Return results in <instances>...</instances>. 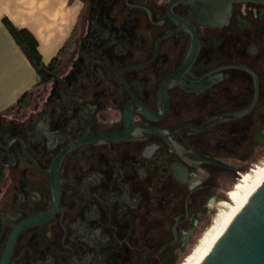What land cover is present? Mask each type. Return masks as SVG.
I'll use <instances>...</instances> for the list:
<instances>
[{"label":"flooded vegetation","instance_id":"flooded-vegetation-1","mask_svg":"<svg viewBox=\"0 0 264 264\" xmlns=\"http://www.w3.org/2000/svg\"><path fill=\"white\" fill-rule=\"evenodd\" d=\"M80 1L0 117V264H180L264 157V0Z\"/></svg>","mask_w":264,"mask_h":264},{"label":"crops","instance_id":"crops-1","mask_svg":"<svg viewBox=\"0 0 264 264\" xmlns=\"http://www.w3.org/2000/svg\"><path fill=\"white\" fill-rule=\"evenodd\" d=\"M82 9L80 0H0V113L32 91L38 75L3 18L29 29L49 62L72 34Z\"/></svg>","mask_w":264,"mask_h":264},{"label":"water","instance_id":"water-1","mask_svg":"<svg viewBox=\"0 0 264 264\" xmlns=\"http://www.w3.org/2000/svg\"><path fill=\"white\" fill-rule=\"evenodd\" d=\"M200 264H264V176Z\"/></svg>","mask_w":264,"mask_h":264},{"label":"bare ground","instance_id":"bare-ground-1","mask_svg":"<svg viewBox=\"0 0 264 264\" xmlns=\"http://www.w3.org/2000/svg\"><path fill=\"white\" fill-rule=\"evenodd\" d=\"M264 176V161L255 168L243 174L235 186L229 190L231 201L224 200L218 204V211L211 224L180 264H200L208 255L219 237L224 233L231 221L242 209L250 193Z\"/></svg>","mask_w":264,"mask_h":264},{"label":"trees","instance_id":"trees-1","mask_svg":"<svg viewBox=\"0 0 264 264\" xmlns=\"http://www.w3.org/2000/svg\"><path fill=\"white\" fill-rule=\"evenodd\" d=\"M3 23L5 24V26L11 33V35L14 37L16 42L21 47L26 57L29 59V61L35 68L37 75H38V80L35 86L50 80L52 77V74L57 71L61 63V58L66 53L67 47L69 43L71 42L73 32L70 35V37L65 41L64 45L61 47L58 53L49 62L46 63L39 49V42L36 39L35 35L29 29L25 27L17 26L7 17L3 18ZM29 94H30V91H25L18 98L17 105L19 106L24 105L27 98L29 97ZM12 107L13 106H10L8 107V109H11ZM1 175L2 174L0 170V176Z\"/></svg>","mask_w":264,"mask_h":264},{"label":"rangeland","instance_id":"rangeland-1","mask_svg":"<svg viewBox=\"0 0 264 264\" xmlns=\"http://www.w3.org/2000/svg\"><path fill=\"white\" fill-rule=\"evenodd\" d=\"M80 28V24L79 22H77V24L75 25V29L73 31V35H72V39H71V42L69 43L68 47H67V50H66V53L65 55L68 56L69 52H71L74 48V45H75V41H76V38L79 36V29ZM67 58V57H66ZM44 87V84H39L37 86H35V88H33V90L30 92V96L27 98V100H30L32 103H34V99L36 97H38L39 95V92L42 90V88ZM26 100V101H27ZM26 103V102H25ZM22 105V106H19V105H15L13 106L11 109H7L3 112L0 113V117L2 116L4 119H11L13 117H20V115L25 111L26 109V105ZM264 161V157H262L260 159V161H257L255 162L254 165L251 166V168H255L256 165H259L261 164L262 162ZM249 170H247L246 172H249ZM238 182V180L236 181V183ZM235 183V184H236ZM233 187H231L230 189H232ZM224 200H228V201H231L230 198L229 199H224ZM212 222V221H211ZM211 222L209 223V225L211 224ZM208 225V226H209Z\"/></svg>","mask_w":264,"mask_h":264}]
</instances>
